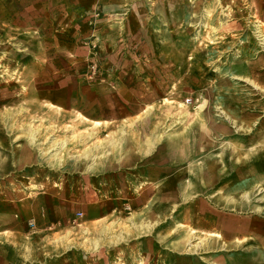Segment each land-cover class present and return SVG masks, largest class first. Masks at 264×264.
<instances>
[{"label": "rangeland", "instance_id": "obj_1", "mask_svg": "<svg viewBox=\"0 0 264 264\" xmlns=\"http://www.w3.org/2000/svg\"><path fill=\"white\" fill-rule=\"evenodd\" d=\"M257 26L264 0H0V264H264L205 240L264 254ZM216 157L205 195L155 192Z\"/></svg>", "mask_w": 264, "mask_h": 264}, {"label": "bare ground", "instance_id": "obj_2", "mask_svg": "<svg viewBox=\"0 0 264 264\" xmlns=\"http://www.w3.org/2000/svg\"><path fill=\"white\" fill-rule=\"evenodd\" d=\"M256 31H257V34H258V36L259 37H261V41H264V38H263V35L261 34V30H260V26H257L256 27ZM253 86H254V84H252ZM255 89H258V90H261L263 93H264V89L263 88H260L259 89V87H257V86H255L254 87ZM221 114L227 119V120H229L231 123H235L234 122V118L232 119V118H230V116H228L227 115V113L226 112H224V111H222L221 112ZM262 118H264V116H262ZM263 130H264V128H262ZM220 132V131H219ZM183 134V133H182ZM182 134L181 133H177V134H173L172 136H171V138H173V142H172V146L174 147V149L176 150V152L177 153H182V151H183V141H182ZM181 138V139H180ZM259 145V146H258ZM258 146V147H257ZM261 147V148H260ZM203 150V149H202ZM258 152H264V134H263V136H262V139H261V142L258 144H256L255 146H254V148L252 149V151H251V153H252V155L253 156H255V159H257V158H259V155H258ZM261 154V153H260ZM264 154V153H263ZM263 154H261L262 156H263ZM222 156V155H221ZM220 156V157H221ZM85 157V156H84ZM209 157V156H208ZM220 157H219V159H220ZM239 158V157H238ZM264 158V157H263ZM236 160V159H235ZM247 160V159H246ZM237 162H239V159H237L236 160ZM221 162H223V161H221ZM248 163V162H247ZM246 163V164H247ZM207 164H208V162H207ZM219 164V162H213L212 163V165H211V167H210V169L209 170H207V172L206 173H208V175L207 176H210V177H213L214 176V171L217 169V165ZM224 164V163H223ZM260 164H264V161H260ZM237 165V164H236ZM226 166H228V165H226ZM253 166V165H252ZM228 168V167H227ZM254 168V167H253ZM253 168H249L248 169V171H250V173H251V171L253 170ZM230 169V168H229ZM212 171V172H211ZM228 173V172H227ZM226 173V174H227ZM231 173V172H230ZM223 174V173H222ZM233 174V173H232ZM255 175V174H254ZM224 176V175H223ZM194 177H196L197 179H200L199 178V175H195ZM194 177H193V180L192 179H190V180H188L187 182H184V183H180V188H178V192H176V194L178 195L179 194V192H181V196H183V198H185L186 197V194H188V195H191V196H193V195H195V193H197V188L194 186V184H193V182H194ZM209 177V178H210ZM235 177V176H234ZM175 178V177H174ZM232 178H233V176H232ZM213 179V178H212ZM235 179V178H234ZM175 180V179H174ZM236 180V179H235ZM206 181V180H205ZM234 181V180H233ZM172 182H174V181H172ZM204 184V183H203ZM173 186L174 185H172L171 187H165V186H162L161 187V189L162 190H165V191H167L168 189H170V190H172V191H174L175 189L173 188ZM207 186V185H206ZM209 186V185H208ZM176 188V187H175ZM241 189V188H240ZM237 190L236 191V193H237V196H243L244 198H247V195H248V192H246V191H243L242 189L241 190ZM240 191H243V192H240ZM159 193L160 192H162V191H158ZM199 192H200V194L203 196V195H205L207 192H208V189H204V188H201L200 190H199ZM218 196V195H217ZM213 197V196H212ZM221 198V197H220ZM226 198V196H223L222 197V200H226L225 199ZM209 199V198H208ZM158 200H160L159 201V203H158V205H160L161 204V202H162V200H161V198H158ZM185 200V199H184ZM209 200H211V199H209ZM211 202H213V199H212V201ZM215 202V201H214ZM232 203L234 204V205H231V207H236L237 206V201L235 200V197H234V199L232 198ZM214 204V203H213ZM222 208V207H221ZM224 209V208H223ZM236 209V208H235ZM237 209H241V208H237ZM213 219V218H212ZM187 220V219H186ZM214 220V219H213ZM240 224V223H239ZM239 224L238 225H236V223H234V224H232V225H229L228 224V226H227V229L229 230V231H234V232H237V231H240L239 230ZM213 224H207V225H204L203 227L204 228H208V227H211ZM184 226V225H183ZM179 227H181L180 225H179ZM180 229V228H179ZM189 230V229H188ZM191 230H193V229H191ZM191 230L189 231V232H191ZM182 231V230H181ZM189 232L187 231V233L186 234H181V237L179 238V241L175 244V248H178V249H180V251L183 249V248H185V246H186V244H188L189 243V241L193 238V236L194 235H192V233L193 232H191L190 234H189ZM226 237H227V235H226ZM205 240H210V241H212V244H211V249H213V250H215V249H223V251H225L226 250V252L228 253V252H230L231 251V249L232 248H237V249H239V248H244L243 249V251H245L246 253H247V255L248 256H251V255H253V253L255 252V253H257V257H256V260H260L262 257H263V249H261V248H258V249H256V251H254V250H252V249H250V248H248L249 246H247V247H244L245 245H247V241L245 240V241H242V240H235V242H234V244L233 245H229V244H227L225 241H224V239H223V237L221 236V235H219V234H210L209 235V237L207 238V239H205ZM205 240H202L201 242L203 243ZM202 243L200 244V245H197V246H194L195 248H198V249H200V247H201V245H202ZM204 246V245H203ZM198 251V250H197ZM234 251V250H233Z\"/></svg>", "mask_w": 264, "mask_h": 264}, {"label": "crops", "instance_id": "obj_3", "mask_svg": "<svg viewBox=\"0 0 264 264\" xmlns=\"http://www.w3.org/2000/svg\"><path fill=\"white\" fill-rule=\"evenodd\" d=\"M253 86V85H252ZM254 87V86H253ZM257 90V89H256ZM259 91H261V90H259ZM262 92V91H261ZM263 95H264V93H262ZM264 98V97H263ZM263 109H264V107H263ZM231 118V117H230ZM233 119V118H232ZM235 119V118H234ZM233 119V120H234ZM234 122H236L235 120H234ZM233 124H235V123H233ZM263 126H264V123H263V125H262V127H261V131L263 130L262 128H263ZM262 139V138H261ZM261 142V140L258 142V144ZM259 146V145H258ZM257 146V147H258ZM251 155H252V153H250ZM219 157H216V160L215 161H213V162H219V164L216 166L217 167V169L214 171V176H216V174L218 173V170H219V168L223 165L222 163L223 162H221L220 160H223V159H218ZM254 157H252V159H253ZM218 159V160H217ZM264 161V160H263ZM213 162H210L211 164H207V162L206 163H204L203 165H202V167L200 168V170H203V172H195V169H194V167L193 168H191V169H189V171L191 172L190 174H191V177H192V179H193V177L197 174V175H199V178L200 179H197L196 177H194V179H196L197 181H199V183H201L202 184V186L200 187V188H197L195 185V187L197 188V193H200L199 192V190L201 189V188H204V189H207L206 188V186H205V183H207V181H209L208 179H210V178H213V177H210V176H207L208 175V173H206L207 172V170H209L210 169V167H211V165H212V163ZM212 172V171H211ZM221 174V173H220ZM219 174V175H220ZM210 177V178H209ZM170 180L171 179H169V181H164L161 185H159V186H157L156 188H155V192H157V194H165V193H167V192H165V190H162L161 189V186L164 184V185H166V183H172V182H170ZM206 180V181H205ZM175 181V180H174ZM176 183V182H175ZM204 183V184H203ZM193 184H194V182H193ZM176 186L174 185V191H172V190H170V189H168L167 191H168V194H176V192H178L179 190L178 189H176L175 188ZM180 188V187H179ZM162 191V192H158V191ZM178 190V191H177ZM180 194H181V192H179ZM196 194V193H195ZM188 196H191V195H188ZM175 198V197H174ZM162 200V199H161ZM159 201L160 200H158L157 201V204L159 203ZM163 203H165V200H162V202H161V204L160 205H158V206H162L163 205ZM199 216H201V215H199ZM199 220V219H201L200 217H198V218H196V220ZM179 225L182 227L183 225L182 224H178V225H173L174 226V229H176V227H179ZM204 225H206V224H202V226H204ZM191 229H193V228H190L189 229V231L191 230ZM193 232L194 231H196V229H193L192 230ZM186 233H187V231H185ZM233 232V234L234 235H237V237H238V235L240 234V232L239 231H237V232H234V231H232ZM181 237V235L179 236V238ZM232 239H234V240H232L233 242L232 243H227L225 240V242L227 243V244H229V245H233L234 244V242H235V240H242V241H245V239H239V238H236V236H233L232 237ZM173 246H175V243L173 244ZM173 248H175V247H173ZM248 248H250V247H248ZM232 249H234V251H235V249H237V248H232ZM231 249V251L233 252V250ZM245 254V253H244ZM246 257L248 256L247 255V253H246V255H245ZM240 256H238V258H239ZM239 260V259H238ZM240 263V262H239Z\"/></svg>", "mask_w": 264, "mask_h": 264}]
</instances>
